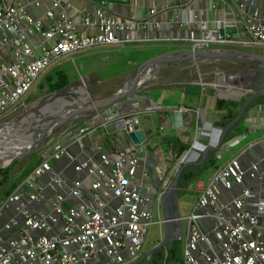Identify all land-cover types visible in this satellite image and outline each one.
I'll list each match as a JSON object with an SVG mask.
<instances>
[{"label": "built area", "instance_id": "1", "mask_svg": "<svg viewBox=\"0 0 264 264\" xmlns=\"http://www.w3.org/2000/svg\"><path fill=\"white\" fill-rule=\"evenodd\" d=\"M193 1L154 4L139 15H123L114 11L110 0H100L91 12L69 15L68 2L50 0L51 6L34 16L20 0H0V120L24 103L52 67L89 50L156 43L165 50L264 46V0H211L195 9ZM33 2L40 5V0ZM163 23L184 29L186 35H153ZM209 60L179 64L198 67ZM129 98L130 111H120V102L115 103L103 117H85L83 126L61 130L38 149V164L0 202V217L5 210H14L0 222V264H125L139 258L152 223L153 195L159 210L158 197L195 151V144L174 164L166 159L173 155L170 147L157 165V188L144 180L148 170L140 167L133 147L112 153L95 144L98 161L72 163L81 177H64L52 166V161L68 155L71 139L80 141L90 129L120 124L128 134L141 129V115L163 108L151 98L144 104L146 97ZM172 113V130L192 121L195 133L203 127L200 108L177 105ZM164 130V122L153 127L158 134ZM217 138L209 132V144ZM206 146H199L201 152ZM226 149L223 143L217 157ZM243 153L219 166L199 187L195 206L185 216L182 264H264V156L242 164Z\"/></svg>", "mask_w": 264, "mask_h": 264}, {"label": "rangeland", "instance_id": "2", "mask_svg": "<svg viewBox=\"0 0 264 264\" xmlns=\"http://www.w3.org/2000/svg\"><path fill=\"white\" fill-rule=\"evenodd\" d=\"M236 38V36H234ZM229 47H235L239 50H247L243 45H226ZM164 47L161 44H140V46H129L120 49H102L98 52H92L89 50L85 54L76 56L75 59H67L61 61L60 67L64 69H68L71 82L64 88L56 92H47L46 86H44V78H39L37 87L35 90L28 96V98L24 101L23 104L18 106L12 114L3 117L0 120V138L3 136L7 137L3 144L0 146V151L7 149L8 147L14 145H21L23 148L30 141L31 134L35 128H41L46 126L48 120H43L38 123H34L28 132L25 133H17L16 135H10L11 131L16 133V126H18L21 122L28 121L30 119L39 117L40 115H47L50 113H54L57 111H66L70 110L72 107L77 106L79 104L85 103L90 98L94 96L102 97L110 92H112L116 86L119 79L105 82L104 80L109 79L111 76L122 73L124 71H128L132 67L136 66L137 61L145 60L147 57H152L164 52ZM252 50L259 54H264V46L254 45ZM172 65H165L161 67H169ZM249 66L247 63L238 62L223 58L211 59L207 62H202L198 67L200 68H223V69H231L236 67H245ZM195 67V66H193ZM249 67H252L251 65ZM253 68V67H252ZM123 78V76H121ZM148 77V78H147ZM121 78V79H122ZM145 79H150V75L146 76ZM104 81V82H103ZM145 83V82H144ZM143 84L140 82V85ZM199 87V88H198ZM200 86L190 85V86H170V87H151V88H140L132 92L127 97L131 96H154L153 98L162 99L164 96V92L167 90L171 91L173 99L181 98L182 103H191V98H188L190 94L189 91L199 92L196 96H206V93L214 97L224 96L229 91L227 89L222 88H213V87H203L204 92L201 91ZM206 92V93H205ZM168 92H166V95ZM94 99V98H93ZM125 100V99H123ZM194 101V99L192 100ZM260 101L264 106V96L260 97ZM31 105V106H30ZM182 105V104H180ZM111 106V105H110ZM32 107V108H31ZM108 107V106H107ZM104 107L100 109V111L106 109ZM34 110V111H31ZM27 111V112H26ZM21 113V114H20ZM248 113V112H247ZM74 119V118H73ZM70 119V120H73ZM65 121L61 124H58L52 131L43 135L39 145L34 149V151L29 154L31 156L21 157L7 164L0 165V180H2V184H0V191L4 188L6 183L9 181H18L16 186H19L22 178H19V174L23 171H27L30 169L36 160H38V149H40L46 142L53 140L54 135L58 132V130L62 127H65L69 122ZM12 123V124H10ZM9 124V125H8ZM242 124V123H241ZM3 125H7L4 126ZM26 126L25 124L21 125V127ZM239 125L238 127H240ZM255 135L251 136L254 137ZM233 134H230L226 138H224L223 143L226 144V151L223 153L222 157L218 158L216 155V151H213L210 155V158L213 159V163H220L229 157L236 155L237 152L241 150V144H234L236 138ZM250 137V138H251ZM4 138V137H3ZM234 138L233 140H231ZM244 143V142H243ZM242 143V144H243ZM19 150H15L6 156L0 158L4 159L12 153L18 152ZM262 151L261 147H253L249 152H244L243 158L245 156L249 158H253L252 156H258V154ZM165 154H162L164 156ZM252 155V156H251ZM14 164L11 167V170L7 172V166L11 163ZM175 162V161H174ZM190 166V165H189ZM213 169L207 168L205 170L200 171V179L207 183L210 178V173ZM148 174V173H147ZM147 176V175H146ZM199 179V180H200ZM146 181L147 178H144ZM199 180H190V179H181L178 187H177V204L181 217V226L182 230L186 231V219L185 216L188 215L194 207L197 196L199 195L198 190L196 189V182ZM257 185V182L255 183ZM264 190V187H263ZM154 196V195H153ZM163 236V224L161 218V211L157 209V199L153 200L152 204V223L149 225L142 249L138 253L137 257H142L144 252L152 245L156 244L157 241ZM173 243V244H172ZM183 246V239L171 241L168 243V247H173L176 249V254L178 257V263L182 264V255L181 249ZM165 248V247H164ZM166 255V254H165ZM167 264L168 261L162 259V264Z\"/></svg>", "mask_w": 264, "mask_h": 264}, {"label": "crops", "instance_id": "3", "mask_svg": "<svg viewBox=\"0 0 264 264\" xmlns=\"http://www.w3.org/2000/svg\"><path fill=\"white\" fill-rule=\"evenodd\" d=\"M20 1L26 6L27 10L34 16L41 15L44 9L51 6L50 0H40V5L38 6L34 4L33 2L34 0H20ZM64 1L69 3V9L67 13L69 15H75L80 12L93 11L95 9V5L100 0H64ZM110 1L113 4L114 11L117 14H123V15H129V14L139 15L143 13L148 7L154 4H163L166 2H171L173 4L176 3V0H172V1L171 0L170 1L169 0H110ZM210 1L211 0H194L191 8L195 9L200 5L206 6ZM205 16H207V14H205ZM46 23H48V20L45 19L44 24ZM152 34L156 35L159 38H165V37L181 38L186 35L184 29H180L176 26L170 27L165 23H163L159 27V29L154 31ZM38 39L39 38L37 37L36 41ZM227 48H235V47L227 46ZM91 51L98 52L100 51V49L91 50ZM60 63H58L57 65H60ZM152 71L148 74L150 75V77H153V75H151ZM145 77L142 80L140 79L141 83H144L147 80L145 79ZM119 78H113V80L119 79L120 82L125 78V76H123V78L122 77ZM200 89L201 91L204 90V88L202 87ZM166 92H168L167 95ZM166 92L163 93L164 96H162V99L153 98L154 96L153 97L148 96L147 99L145 100L142 99V101L140 99L142 104L148 102V99L151 98L153 101L161 102L163 106L161 110L155 111L151 115L143 114L140 116V120H141L140 128L145 133V141L141 145L133 146L132 142L128 138V135L126 134L124 129L120 127V124H118L116 128H114L112 125L108 126L107 129L96 127L85 132L81 137L80 141L78 142L71 139L70 142H68V148H67L68 155L63 156L59 160L52 161V166L55 169H57L64 177L67 178L81 177L82 176L81 173H75L73 171L72 163L73 161H79L84 159H90L91 161H98L99 152L95 150L94 148L95 144H100L104 150H107L112 153L115 152L120 147L122 148L133 147L140 156V167L145 166L147 170H148V166H151L152 168L151 171L148 170V174L145 177L147 178L146 182L153 185V187H157L159 184L157 165L161 160H164L165 155L167 156V154L170 151V147H166V145L161 141L164 133H168V134L176 133L178 134L179 138L183 137L184 142L189 143V147L187 149L193 147L192 145L195 144V147H193L195 148V151L193 150L192 154L188 158V161H195V162L200 161L199 159L202 158L201 156L203 154V151L201 152L199 146L209 144V140H208L209 132L212 134V136H216L218 134L217 128L220 127H218L217 122L220 121V117L223 114V111H219L215 109L214 102L216 97L212 98L209 95V93L205 92L207 95L202 97V96H196V94H198L199 92L189 91L188 94L190 95L188 96V98H191V103L190 102L182 103V99L179 97L176 98V100L173 99V97L175 96H172L170 90H167ZM135 97L139 98V96H131L130 98H135ZM127 99L122 100L120 102V111L122 112L130 111L132 108L131 103L128 102ZM193 99L194 101H192ZM180 104L188 107L200 108L202 110L204 116V124L202 129L200 131H197V133H195V125L193 121L190 122L189 126L187 127H181L177 130L170 129V122L174 117L172 113V109ZM107 110L108 108L96 112L94 114L79 116L74 118L73 120H70V122L65 127H62L58 130V132L54 135V138L57 137L59 132L63 129L72 128L74 126H83V122L86 119L85 117H90V118L103 117L104 114L107 112ZM260 110L264 111V106L262 105L261 102L253 105L247 111L248 113L246 114V117L244 118L240 126V128H243L244 132L242 134L240 133L236 135L234 134L235 136L234 138L241 137L239 141L234 143L237 145L241 144L240 152H237L236 155H233L220 163L218 162L211 164L209 163V168L213 169L212 172L210 173V176L219 166L223 165L229 159L238 156L244 151H246L247 153L253 147H257V148L261 147L262 151H260L258 156L254 157L251 155L253 158H249L245 156L244 159L242 157V159H240L242 161L241 162L242 164H246L249 159H259L260 157L264 156V112L263 114L259 115ZM162 122L166 123V130H164L162 133L159 134L153 132V127H157V125ZM253 135L255 136L251 137ZM234 138H232L231 140H233ZM162 154L165 155L162 156ZM196 154H198V156H196ZM173 155L170 156V158L172 159L168 158V156L166 157V159L167 160L169 159V161L172 164H174V161L177 160ZM244 155L245 154H243V156ZM168 168H169L168 164L165 163L164 169L166 170ZM41 180H44V178H41ZM205 184L206 183H204L201 179L196 182V189L198 190V192H199V187L204 186ZM234 191L237 192L238 188L235 187ZM13 212H14L13 208L5 210L2 214V217H0V222H3V220ZM132 262H130L129 260L125 264H132Z\"/></svg>", "mask_w": 264, "mask_h": 264}, {"label": "water", "instance_id": "4", "mask_svg": "<svg viewBox=\"0 0 264 264\" xmlns=\"http://www.w3.org/2000/svg\"><path fill=\"white\" fill-rule=\"evenodd\" d=\"M217 58L244 62L249 66L251 65L253 68L249 66L231 69L217 67L200 68L179 64L197 59ZM165 65L172 66L161 67ZM145 68H151V70H154L151 74L153 77H150V79L146 80L145 83L137 85L138 80L143 76L141 71ZM121 76H125V78L114 84L116 88L105 96H94V99L91 98L92 100L90 99L85 103L74 106L70 110H66L64 112L61 110L47 115H40L39 117L21 122L18 126H16L17 131L15 135L17 133L28 132L34 123L48 120L46 126L33 130L31 134L32 142L30 146L21 153L13 155L12 160L31 154L39 145L43 135L52 131L58 124L79 116H86L99 112L100 109L104 107L119 103L123 99H127L128 95L140 88L195 85L202 88L218 87L249 93V96L241 104L236 116L223 128H217V142L215 144H208L206 148H204L200 161H184L175 176L170 181L169 186L158 197L163 224V236L156 244L150 246L144 252V264H149L155 250L166 247V245L171 241L181 240L183 238L181 217L177 204L176 187L177 179L182 169L187 165L203 163L209 151H217L222 146L227 131L242 118L250 103L256 98L264 95V54L256 53L252 50V48H247V50L244 51L227 47L209 48L204 50H164V52L158 55L146 58L128 71L117 73L104 81H112L113 78H119ZM23 124L26 126L21 127ZM127 135L130 141L135 144H140L145 140V133L142 129L130 132ZM36 136L37 138H35ZM243 154L240 156V159H242ZM151 169V166H148V170L151 171ZM155 196L156 195L153 196L154 200L156 199Z\"/></svg>", "mask_w": 264, "mask_h": 264}, {"label": "trees", "instance_id": "5", "mask_svg": "<svg viewBox=\"0 0 264 264\" xmlns=\"http://www.w3.org/2000/svg\"><path fill=\"white\" fill-rule=\"evenodd\" d=\"M135 61H136V65H138L141 62V60L137 61V59ZM67 70L68 69L61 68L60 65H56L52 67V69H50L48 72L45 73L43 78H44V83H45L44 86H46L47 92L59 91L62 88L66 87L71 82L72 78H70L69 72ZM228 91L229 92L226 93V95L216 97L215 102H214L215 109L219 111H223V114L220 117V121L217 122V125L220 128H223L229 121H231L236 116L241 104L249 96V93H245L243 91H238V90H228ZM260 97L256 98L250 103V105L247 107L242 118L227 131L225 138L229 136L230 134L236 135L238 133L242 134L244 132L243 128H240L238 126L241 125L242 121L246 117L247 111L253 105L261 102ZM161 141L166 145V147H173V153H174L173 156L175 158H178L189 147V143L179 140L178 134L176 133H172V134L164 133ZM212 152L213 151H209L203 163L185 166L182 169L177 179L176 187H178V184L181 179H185V180L190 179V180H195V181L199 180L200 171L209 168V163L210 164L213 163V159L210 158V155ZM28 156H31V155H28ZM199 160H201V158ZM38 162L39 160H36L34 165L30 169H28L27 171L21 172L19 174L18 179L22 178L28 172H30L38 164ZM13 164L14 162L11 163L9 166H7V172L11 170V167ZM2 180H0V184H2ZM17 183L18 181H13L10 183L8 181L6 183L4 188L0 191V202L9 195V193L16 187ZM164 258L168 262L178 263L176 249H174L173 247L169 248L167 244L165 248H159L155 250L152 254V258L149 264H162V259ZM137 261L140 264H144L145 260L142 256V257H139Z\"/></svg>", "mask_w": 264, "mask_h": 264}, {"label": "bare ground", "instance_id": "6", "mask_svg": "<svg viewBox=\"0 0 264 264\" xmlns=\"http://www.w3.org/2000/svg\"><path fill=\"white\" fill-rule=\"evenodd\" d=\"M151 71H152L151 68H145V69H143V70L141 71V72L143 73V76H142L140 79L142 80V79H143L145 76H147ZM140 79L138 80L137 85L140 84ZM90 99H91V98H90ZM91 100H92V99H91ZM30 106H31V105H30ZM31 108H32V107H31ZM31 111H34V110H31ZM26 112H27V111H26ZM63 112H64V111H63ZM20 114H21V113H20ZM10 124H12V123H10ZM8 125H9V124H8ZM32 125H33V124H32ZM3 126H4V128H5V126H7V125H3ZM1 129H3V128H0V131H1ZM35 129H36V128H35ZM35 129H34V130H35ZM13 134H15V133L11 131V134H10V135H13ZM40 135H41V133H40ZM3 137H4V138H3ZM3 137L0 138V146L3 144L4 140L7 138V137H5V136H3ZM35 138H37V136H36ZM31 142H32V139L30 138V141L26 144V146H25L24 148H23L21 145H14V146L8 147L7 149H4V150L0 151V158H2V157L6 156L7 154H9V153L12 152V151L19 150L18 152L12 153V154H10L8 157H6V158H4V159H0V165L9 163V162L13 159V155L19 154V153H21L22 151L26 150V149L30 146Z\"/></svg>", "mask_w": 264, "mask_h": 264}]
</instances>
